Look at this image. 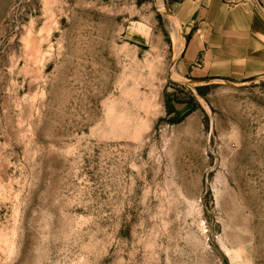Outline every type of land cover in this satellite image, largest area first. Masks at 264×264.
<instances>
[{"label":"rangeland","instance_id":"374dc122","mask_svg":"<svg viewBox=\"0 0 264 264\" xmlns=\"http://www.w3.org/2000/svg\"><path fill=\"white\" fill-rule=\"evenodd\" d=\"M185 1L0 0V264H264V76L181 74Z\"/></svg>","mask_w":264,"mask_h":264},{"label":"crops","instance_id":"0c3cea01","mask_svg":"<svg viewBox=\"0 0 264 264\" xmlns=\"http://www.w3.org/2000/svg\"><path fill=\"white\" fill-rule=\"evenodd\" d=\"M188 37L180 73L195 81L241 82L264 76V12L254 0H199L175 5Z\"/></svg>","mask_w":264,"mask_h":264},{"label":"built area","instance_id":"2783aa9c","mask_svg":"<svg viewBox=\"0 0 264 264\" xmlns=\"http://www.w3.org/2000/svg\"><path fill=\"white\" fill-rule=\"evenodd\" d=\"M256 6L264 12V5L260 3V0H254Z\"/></svg>","mask_w":264,"mask_h":264},{"label":"bare ground","instance_id":"6f19581e","mask_svg":"<svg viewBox=\"0 0 264 264\" xmlns=\"http://www.w3.org/2000/svg\"><path fill=\"white\" fill-rule=\"evenodd\" d=\"M180 52H181V50H179V52H177V56L179 55Z\"/></svg>","mask_w":264,"mask_h":264}]
</instances>
